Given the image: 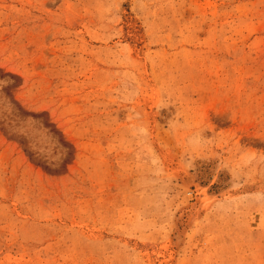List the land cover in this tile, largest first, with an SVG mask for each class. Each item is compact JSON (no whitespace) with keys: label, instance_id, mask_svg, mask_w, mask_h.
I'll use <instances>...</instances> for the list:
<instances>
[{"label":"rangeland","instance_id":"rangeland-1","mask_svg":"<svg viewBox=\"0 0 264 264\" xmlns=\"http://www.w3.org/2000/svg\"><path fill=\"white\" fill-rule=\"evenodd\" d=\"M0 264H264V0H0Z\"/></svg>","mask_w":264,"mask_h":264},{"label":"bare ground","instance_id":"bare-ground-1","mask_svg":"<svg viewBox=\"0 0 264 264\" xmlns=\"http://www.w3.org/2000/svg\"><path fill=\"white\" fill-rule=\"evenodd\" d=\"M184 181L187 183V184H189L190 182H191V175H185V177H184Z\"/></svg>","mask_w":264,"mask_h":264}]
</instances>
